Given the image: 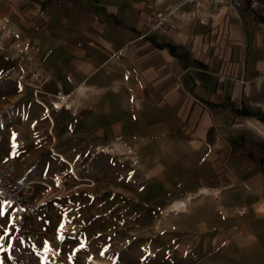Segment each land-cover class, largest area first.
Returning a JSON list of instances; mask_svg holds the SVG:
<instances>
[{"label":"crops","instance_id":"1","mask_svg":"<svg viewBox=\"0 0 264 264\" xmlns=\"http://www.w3.org/2000/svg\"><path fill=\"white\" fill-rule=\"evenodd\" d=\"M0 19L33 78L2 92L0 165L30 182L50 135L66 148L65 111L46 109L69 102L73 148H127L189 213L220 218L235 264H264V20L246 3L0 0Z\"/></svg>","mask_w":264,"mask_h":264},{"label":"rangeland","instance_id":"2","mask_svg":"<svg viewBox=\"0 0 264 264\" xmlns=\"http://www.w3.org/2000/svg\"><path fill=\"white\" fill-rule=\"evenodd\" d=\"M14 40L0 19V105H9L2 92L10 82L33 81L24 67L16 72ZM59 108L66 113V148H56L57 136L50 135L54 148H44L29 174L23 233L0 200V264H235L220 218L174 210L185 201L180 188L155 183L153 170L127 148H73L71 104ZM54 110L48 107L51 117ZM101 137L88 132L85 139Z\"/></svg>","mask_w":264,"mask_h":264},{"label":"built area","instance_id":"3","mask_svg":"<svg viewBox=\"0 0 264 264\" xmlns=\"http://www.w3.org/2000/svg\"><path fill=\"white\" fill-rule=\"evenodd\" d=\"M199 1H212L217 6L226 7L235 12H239L243 8V4L246 3L250 16L264 20V7L257 0H187V3L194 5ZM165 23L166 18L163 16L151 18L148 21V30L155 32ZM121 55L122 52H119L115 59H119ZM46 112L48 113L47 109ZM32 185L31 182L16 178V166L13 160H7L0 165V200L16 220V226L21 233L24 232L25 223L30 213L29 199L32 195Z\"/></svg>","mask_w":264,"mask_h":264},{"label":"bare ground","instance_id":"4","mask_svg":"<svg viewBox=\"0 0 264 264\" xmlns=\"http://www.w3.org/2000/svg\"><path fill=\"white\" fill-rule=\"evenodd\" d=\"M59 104H55V108H59ZM202 194L205 193V191H202L201 192ZM190 199V198H189ZM189 199L185 202H178L176 204H174V210L176 211H186V208H187V202H189Z\"/></svg>","mask_w":264,"mask_h":264}]
</instances>
